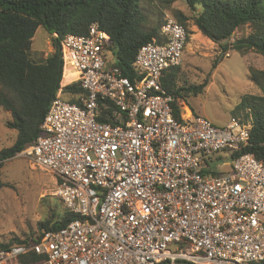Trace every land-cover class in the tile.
Wrapping results in <instances>:
<instances>
[{"label":"built area","instance_id":"2783aa9c","mask_svg":"<svg viewBox=\"0 0 264 264\" xmlns=\"http://www.w3.org/2000/svg\"><path fill=\"white\" fill-rule=\"evenodd\" d=\"M161 37L139 49L136 83L115 66L97 24L63 39L64 76L86 96L77 105L59 95L23 154L55 177V195L80 219L1 251L0 264L31 252L45 257L38 264L264 261V164L250 153L233 158L249 145L251 121L217 127L186 105L178 120L162 79L182 64L190 35L168 16ZM100 100L115 106V124L97 120ZM218 153L231 160L226 173L213 168Z\"/></svg>","mask_w":264,"mask_h":264},{"label":"trees","instance_id":"16d2710c","mask_svg":"<svg viewBox=\"0 0 264 264\" xmlns=\"http://www.w3.org/2000/svg\"><path fill=\"white\" fill-rule=\"evenodd\" d=\"M176 1L185 2L192 16L174 9ZM161 4L188 29L190 36L193 32L188 22L192 21L203 37L220 47L223 57L229 51L243 56L260 55L263 69L250 67L249 78L256 86L264 87V0H161ZM164 22L149 27L140 0H0V108L11 115L6 126L17 132L13 145L0 151V192L5 187L4 163L21 154L41 135V125L52 102L61 95L67 102L82 105L86 96L79 82L63 86V82L66 83L63 39L69 34L87 36L90 27L97 24L110 36L109 49L114 54L115 66L136 83L142 78L133 67L136 55L142 46L163 41ZM40 28L49 34L53 48L51 54L41 58L32 50L34 36ZM242 28H248L249 33L230 43ZM217 64L215 61L214 67ZM179 70V66L168 70L162 84L174 97V116L181 120L189 94L201 93L207 82L179 87ZM115 109L111 102L100 100L97 120L115 124ZM235 113H243L244 122L251 121V131L249 145L233 154V158L250 153L264 164V95L244 96ZM77 219H80L78 215L63 208L40 223L39 235L0 242V252L37 243L45 231H57ZM44 259L31 252L21 261L22 264H38ZM248 264H264V261Z\"/></svg>","mask_w":264,"mask_h":264},{"label":"rangeland","instance_id":"374dc122","mask_svg":"<svg viewBox=\"0 0 264 264\" xmlns=\"http://www.w3.org/2000/svg\"><path fill=\"white\" fill-rule=\"evenodd\" d=\"M140 4L148 16L149 27H155L168 16L173 17L162 6L161 0H140ZM173 8L192 16L183 1H176ZM188 28L193 32L192 21L188 22ZM247 33L249 29L242 28L230 43ZM191 36L179 66L178 86L186 88L204 82L207 86L197 95L190 93L186 107L193 114L211 120L217 127H225L234 117L243 119V113L235 115L242 98L264 95V87L256 86L249 78L250 67L263 69L262 57L255 53L243 56L236 51H229L230 56L223 57L220 47L209 42L198 30ZM50 41L49 34L42 28L38 29L32 44L34 54L39 58L45 57L52 48ZM215 61L218 62L216 67L213 65ZM9 120L10 113L0 109V151L11 147L17 137V132L6 126ZM216 159L221 161L216 162ZM214 161L213 168L219 173L231 169V160L226 153H218ZM2 180L5 187L0 192V242L39 235L40 223L56 211L63 210V204L55 195V177L35 168L23 152L4 163Z\"/></svg>","mask_w":264,"mask_h":264},{"label":"crops","instance_id":"0c3cea01","mask_svg":"<svg viewBox=\"0 0 264 264\" xmlns=\"http://www.w3.org/2000/svg\"><path fill=\"white\" fill-rule=\"evenodd\" d=\"M196 30H198L195 26H193V32L194 31H196ZM196 36V35H195ZM192 37V36H191ZM209 42H211V43H213L212 41H210V40H208ZM51 42V41H50ZM189 44V43H188ZM52 46V45H51ZM52 51H53V48H51L50 50H49V52L48 53H45L46 54V57L49 55V54H51L52 53ZM35 52V51H34ZM72 77L69 75V80H68V82H66L65 84H64V82H63V86H66V85H68V84H71V83H73V82H76V81H72ZM1 109V108H0ZM188 109V108H187Z\"/></svg>","mask_w":264,"mask_h":264},{"label":"bare ground","instance_id":"6f19581e","mask_svg":"<svg viewBox=\"0 0 264 264\" xmlns=\"http://www.w3.org/2000/svg\"><path fill=\"white\" fill-rule=\"evenodd\" d=\"M69 80V74H66V82Z\"/></svg>","mask_w":264,"mask_h":264}]
</instances>
